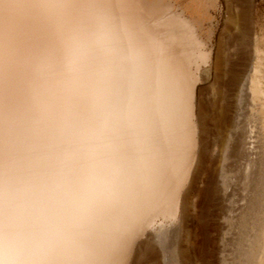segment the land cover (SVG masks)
Returning <instances> with one entry per match:
<instances>
[{
    "label": "bare ground",
    "instance_id": "obj_1",
    "mask_svg": "<svg viewBox=\"0 0 264 264\" xmlns=\"http://www.w3.org/2000/svg\"><path fill=\"white\" fill-rule=\"evenodd\" d=\"M241 12L250 61L209 65L198 24L168 5L0 0V264H133L152 244L171 264H210L211 216L224 219L223 264H264V52ZM210 79L224 88L215 109L197 87ZM210 120L223 163L213 187ZM202 174L194 230L184 222Z\"/></svg>",
    "mask_w": 264,
    "mask_h": 264
},
{
    "label": "rangeland",
    "instance_id": "obj_2",
    "mask_svg": "<svg viewBox=\"0 0 264 264\" xmlns=\"http://www.w3.org/2000/svg\"><path fill=\"white\" fill-rule=\"evenodd\" d=\"M155 1L158 5H168L172 11L183 10L187 17L194 20L199 28L198 34L200 38L207 42L208 50H211V59L209 65L213 62L214 58L218 55L220 60L224 62L225 59L228 60H244L248 63L252 54V43H253V28L252 21L249 22V30L248 34L245 36H239V29L245 28V21L241 20V6L243 3L248 6L249 13L256 20V28L254 29L258 38H260L259 47L264 52V41H261V38L264 39V0H149ZM251 11V12H250ZM228 17L231 19L239 18L238 26H235L234 23H230L228 21ZM238 28V32H237ZM264 56V53L260 55V57ZM245 62V63H246ZM223 64V63H222ZM257 78L262 80V87L264 86V60L260 62L258 65ZM205 67L202 66L200 70V78L203 79V69ZM223 70V66L221 69V73ZM214 69L210 68V73L213 74ZM263 72V73H262ZM262 77V78H261ZM222 80L219 79L217 84L219 86L213 84V80L209 81L200 80L197 84L199 87V93L201 97L207 101L209 107L212 109L216 108V104L218 103L217 97L221 95V83ZM221 87V88H220ZM219 88V90H218ZM264 89V87H263ZM224 90V88H222ZM223 94V93H222ZM224 102L226 105L232 104V109L236 113L234 122H238L241 120V104L235 105V102L229 96V93L226 92ZM238 106V107H237ZM241 106V107H240ZM238 112V113H237ZM237 117V118H236ZM209 124V155L207 164H205V169L208 171V175L212 177V181L210 183L211 187L216 185V182L219 179V174L223 163L219 161V143H218V135L214 130L213 121L210 120ZM203 174L201 178L196 182L194 186V190L190 195L189 204H187V215L184 222V225L192 229H198L201 221V204L199 197V190L203 186ZM195 204V208L192 209L191 205ZM190 208V209H189ZM195 214V215H194ZM221 217V216H220ZM220 217L216 218L215 216H211L208 219V223L210 225V233L209 239L211 242V249L215 251V256L212 257L210 264H223L221 262V258H226L228 255L227 249H223V245H221L220 238L221 233H215L214 229L216 225L224 224V219ZM197 245L201 244L203 239V234L198 231L197 234ZM177 242V251L186 250V233L183 231H179L176 236ZM227 238L228 236L225 235ZM202 238V239H201ZM199 241V243H198ZM164 243V242H163ZM152 244V243H151ZM153 250L150 251L146 247H142L140 252L137 255V258L134 260L133 264H171L168 262L169 253L165 252V249L162 247H158L156 244H152ZM226 250V251H224ZM164 253V254H163ZM167 255H166V254ZM173 255L174 252H171ZM224 254V255H223ZM181 258V255L178 254ZM179 258V259H180ZM226 260V259H225ZM227 262V261H226ZM174 264V263H173ZM178 264H191L185 257L180 259ZM226 264V263H225Z\"/></svg>",
    "mask_w": 264,
    "mask_h": 264
}]
</instances>
